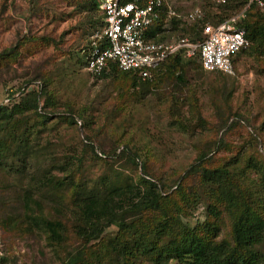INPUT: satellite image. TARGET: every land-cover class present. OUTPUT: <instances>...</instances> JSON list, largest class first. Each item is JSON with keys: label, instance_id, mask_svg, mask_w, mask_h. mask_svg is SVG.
<instances>
[{"label": "rangeland", "instance_id": "374dc122", "mask_svg": "<svg viewBox=\"0 0 264 264\" xmlns=\"http://www.w3.org/2000/svg\"><path fill=\"white\" fill-rule=\"evenodd\" d=\"M173 1L180 23L171 32V41L182 36V23H197L189 21L188 14L207 5L203 0ZM89 2L0 0V53L13 48L17 52L1 64L0 105L8 106L7 90L20 91L37 77L36 71L41 73L37 68L43 74L36 81L43 85L47 80L54 95L46 108V96L41 97L43 113L53 114L47 122L32 111L21 115L27 118L31 134V157L17 161L14 170L0 166L4 264H65L70 254L98 249L102 239L107 242L118 231L112 225L102 239L86 243L74 236L71 218L68 239L51 245L42 228L24 216L26 190L42 200L44 216L54 218L58 216L55 206L62 208L63 214L72 209L74 182L80 181V188L102 186L104 178L113 180L121 174L139 183L144 164L150 177L161 183L163 194L170 196L164 201L175 200L187 211L190 206L174 193L175 184L204 150H210L216 164L236 153L264 162V54L252 49L242 53L231 75L195 67L186 72L185 82L174 79L163 67L156 79L161 78L153 81L149 90L141 84L132 87L126 76L95 77L86 71L79 54L94 29L90 17L95 14L98 20L101 15L99 10H88ZM197 27L201 29L200 24ZM186 38L191 40L188 35ZM219 111L225 120L233 115L228 122L234 125L231 132L224 134L226 128L220 129L224 120ZM219 139L223 140L220 150ZM134 155L138 166L131 161ZM50 172L61 178L68 176V180L41 186L43 174ZM193 207L190 221H204L205 213ZM226 225L221 228V237L231 231Z\"/></svg>", "mask_w": 264, "mask_h": 264}, {"label": "trees", "instance_id": "16d2710c", "mask_svg": "<svg viewBox=\"0 0 264 264\" xmlns=\"http://www.w3.org/2000/svg\"><path fill=\"white\" fill-rule=\"evenodd\" d=\"M203 1L207 3L202 8L204 21L217 24L240 14L247 0H226L224 3L216 0ZM100 2L101 0H90L87 4L91 13L96 10L101 13L98 20L95 14L90 17L94 29L104 22ZM172 6L174 7L173 0ZM215 6L218 7L217 10H213ZM166 17L163 12L160 20L151 27L148 32L151 39L171 40V32L177 30L180 20L177 16L171 17L167 25L172 28H163ZM236 23L245 29L251 44L239 52L234 61L251 49L253 53L257 50L259 54H264V11L252 6L240 14ZM182 24L183 34L177 39L186 38L187 35L192 41L203 38L201 29L197 27L198 23ZM15 55L17 52L14 48L0 53V68L2 63H8ZM167 63L163 67L181 82H185L184 77L189 70L199 66L203 69L200 52L194 57L178 54ZM37 69L41 73L36 71V76H42V69ZM160 74L161 71L157 77ZM114 75L129 77L132 87H139L141 84L146 90L151 88L153 81L161 78L142 80L132 73L119 71L115 66L104 76ZM37 77L27 82L26 86L23 85L18 92L7 90L8 106H13L0 105V166L14 170L17 161L31 157V134L28 133L27 118L21 117L24 112L32 111L45 122L53 115L43 113L41 97L46 96V108L53 101L54 95L47 88V80H43L45 83L36 89ZM29 86L31 88L27 89ZM16 99L20 101L14 103ZM224 115L221 111L218 112L219 118L224 120L220 129L226 128V134L234 128L232 123L228 124L233 115L230 114L226 120ZM221 142L222 139L217 142L218 150L223 148ZM210 154V150H204L175 184L178 186L174 193H179V198L187 201L190 206L187 211H183L181 203L175 200L164 201L170 196L163 194L161 183L153 180L147 167L142 164L144 175L140 177L139 183L121 174H117L113 180L104 178L102 186L96 184L90 188H80V181L74 182L76 190L72 209L68 212L64 210L63 214L62 208L55 206L58 216L54 218L44 216L42 200L34 197L33 191L26 190L23 197L24 216L35 227L42 228L51 245H60L68 239L71 218L74 221V236L86 243L100 239L112 225L118 228L116 235L107 242L101 238L98 249L78 250L68 256L65 264H170L173 260L179 264H264V162L249 156L241 157L236 153L223 164H216L215 157ZM131 161L136 166L139 165L137 155ZM252 172L256 173V177L252 176ZM43 176L41 186L45 183L64 184L68 180V176L61 178L51 172L44 173ZM193 206L201 208L205 213L204 221H190L195 211ZM3 211L4 204H1V220ZM226 224L231 226V231L221 237V228Z\"/></svg>", "mask_w": 264, "mask_h": 264}, {"label": "built area", "instance_id": "2783aa9c", "mask_svg": "<svg viewBox=\"0 0 264 264\" xmlns=\"http://www.w3.org/2000/svg\"><path fill=\"white\" fill-rule=\"evenodd\" d=\"M252 5L264 10V0H247L244 10ZM100 7L104 22L91 33L79 52L86 71L95 77H104L115 66L121 72L153 81L171 57L178 54L194 57L198 52L205 71L231 75L235 71L236 55L250 45L245 29L236 23L238 16L217 24L203 22V11L196 7L188 14V20L200 24L201 40L156 41L148 32L163 12L167 16L163 28L168 27L171 17L177 16L172 0H101ZM39 86L41 83L36 82V89ZM4 258L0 239V264H4Z\"/></svg>", "mask_w": 264, "mask_h": 264}, {"label": "clouds", "instance_id": "9594fccd", "mask_svg": "<svg viewBox=\"0 0 264 264\" xmlns=\"http://www.w3.org/2000/svg\"><path fill=\"white\" fill-rule=\"evenodd\" d=\"M216 1H217V0H216ZM217 2H218V1H217ZM222 3H224V2H222ZM246 3H247V1H246ZM100 4H101V2H100ZM245 6H246V4H245ZM245 6H244V7H245ZM252 6L257 7L256 5H252ZM252 6H251V7H252ZM172 7H173V6H172ZM251 7H249V8H251ZM199 8H200V7H199ZM249 8H248V9H249ZM257 8L260 9V10H262V11H264L263 9H261V8H259V7H257ZM100 9H101V7H100ZM201 9H202V8H201ZM246 10H247V9H246ZM246 10H244V8H243V10H242L241 13H243V12L246 11ZM202 11H203V10H202ZM101 12H102V10H101ZM241 13H240V14H241ZM102 14H103V13H102ZM203 14H204V12H203ZM240 14H238V15H234V16H238V18H239ZM234 16H233V17H234ZM204 17H205V16H204ZM231 18H232V17H231ZM204 19H205V18H204ZM204 19L202 20L203 22H205ZM229 19H230V18H229ZM226 20H227V19H226ZM237 20H238V19H237ZM236 22H237V21H236ZM197 23H198V22H197ZM219 23H220V22H219ZM198 24H199V23H198ZM96 29H97V28H96ZM94 30H95V29H94ZM94 30H93V31H94ZM93 31H92V32H93ZM90 35H91V34H90ZM88 38H89V37H88ZM87 41H88V40H87ZM250 44H251V43H250ZM249 46H250V45H249ZM240 52H241V51H240ZM203 70H204V69H203ZM207 72H208V71H207ZM214 73H215V72H214ZM223 74H224V73H223ZM4 259H5V258H4ZM4 263H5V262H4Z\"/></svg>", "mask_w": 264, "mask_h": 264}]
</instances>
